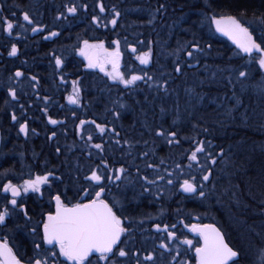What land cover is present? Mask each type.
Here are the masks:
<instances>
[{
  "label": "trees",
  "instance_id": "obj_1",
  "mask_svg": "<svg viewBox=\"0 0 264 264\" xmlns=\"http://www.w3.org/2000/svg\"><path fill=\"white\" fill-rule=\"evenodd\" d=\"M78 2L81 11L85 10L81 5H94L93 11H88L89 7H87L85 10L87 13L84 14L88 17L90 14L100 17L99 25L93 24L91 17L87 20L94 28L97 37L102 36L111 44L113 41H120L123 51L127 54L128 69L126 71L158 73L160 78V101L156 108H154L155 104L149 103L143 109L141 104L135 101L137 87L133 91L128 90L125 93L113 90L112 97H116L117 100L113 104H123L130 109L123 112L122 125L113 127L115 132L119 133L118 137L113 135L112 146L115 147L113 150L116 153L123 152L124 146L127 160L112 161L111 169L121 166L126 170L144 169L146 173L143 176L154 177V180L157 181L154 184L155 189L158 190V194H153L152 201L150 199V203L153 205L148 209L155 207L164 209L166 216L165 213L159 215L162 218L166 217L165 222L170 224V227L176 225L179 219L187 223L189 221L217 223L224 231L229 243L241 252L238 263L241 264L243 255L248 252L244 250V247L250 253H256L264 247V237L260 231L256 232L257 230L254 229V233L252 231L250 234H245L247 237V242H245L241 238L240 230L235 229L231 221H229L230 224H226L224 217L216 208L211 212L202 210L203 201L208 197L204 199L205 197H200L197 194L187 201L189 197L182 194L178 186L184 180L182 172L187 174L191 170L199 171L194 177L200 181L202 175L211 169L210 181L203 182L206 194L212 197H209L210 200L217 199L221 195L223 187L230 184L231 181L232 184L237 182L240 187L245 184L247 189L252 192L255 189L264 197V150L261 149L262 152H259L258 149L256 156L253 157L245 153L251 145L253 147L249 141L250 137L255 133H258L260 137L261 130H258L257 127L262 126L261 122L264 121V118H255L252 130L248 131L240 127L242 121L240 115H250L253 112L261 115L260 111L264 106L258 104L264 94L259 92L257 85L264 80V73L257 65H250L245 69L246 58L240 55L228 40L216 35L210 23L209 13L206 11L204 14L202 13L203 18H201L203 33L201 32L198 39L192 38L191 41H188L190 44L198 43L203 51L195 52L190 44L182 42L181 39L185 31L198 29V18L194 16V12L201 7V0H192L191 7L186 0H103L105 6L103 13L98 8L100 0H78ZM212 5L211 8L216 16L234 15L243 21L245 19L241 16L242 14L259 15L264 12V0H214ZM113 7L121 13L115 26L109 23L114 16ZM158 9L159 11H157ZM187 12L188 15H185ZM103 24L108 25L106 31H103ZM208 45H211V48ZM135 46H140L142 54L151 48V61L147 65L141 64L137 59L139 55L136 51H132L133 47L136 49ZM221 49H223L222 52ZM188 51H194L193 57L187 56ZM177 64L181 66L180 73L174 71ZM227 64L234 66L241 64L243 68L231 76L227 72ZM245 70L248 73L247 78L239 77L238 73ZM165 81H167L166 91ZM123 97L126 100L124 103ZM189 123H191L192 129H188ZM257 123L259 126L255 125ZM160 129H164L166 133L175 131L176 138L180 143L178 145L168 144L164 137L156 135ZM126 130L132 135L127 138V143H123V132L126 133ZM191 130L196 131L200 136L194 139L190 135ZM260 140H262L261 137ZM200 141L204 142L205 151L199 154V164L191 162V166H189L188 157ZM243 142L244 144H242ZM129 143L132 144L131 148H129ZM156 143L159 144L157 149L160 152V158L151 155V150ZM238 143L242 145H237ZM145 152L148 153L147 156L143 155ZM232 155H239L242 158L231 159ZM170 156H173L172 159L176 157L179 159L169 162ZM212 159L216 160L215 164L211 163ZM177 164L182 166V171L176 168ZM233 168L238 172L233 173ZM165 170L168 172L165 173ZM175 175L177 179L172 180V183H176L173 189L174 193L168 198L165 193L168 177L174 178ZM158 176H164L166 181L158 180ZM179 176L180 178H178ZM191 177L193 176L189 175L186 179H191ZM118 184H115L111 195L107 198V202L112 206H114L113 195L120 193L121 187ZM145 184L148 183L145 181ZM227 190L223 195L226 202L223 207L229 208L237 219L253 220L251 212L255 209L254 205L247 202L244 207L240 208V212H235L236 205L231 202L228 204L226 199V196L231 195L233 189ZM143 204L148 205V200L144 199L140 205ZM150 211L153 212V210ZM193 215L199 217L198 221L192 218ZM263 215L262 212H259L256 218L260 219ZM256 218L254 217V219ZM153 220L160 224L157 219ZM180 230L184 232V230ZM247 243L249 247L246 246ZM187 257L192 261V264H196L193 254H189Z\"/></svg>",
  "mask_w": 264,
  "mask_h": 264
},
{
  "label": "flooded vegetation",
  "instance_id": "obj_2",
  "mask_svg": "<svg viewBox=\"0 0 264 264\" xmlns=\"http://www.w3.org/2000/svg\"><path fill=\"white\" fill-rule=\"evenodd\" d=\"M0 4L3 5L0 15L14 21L19 19V22L25 25V30L16 28L12 35L0 26V206L7 204L12 198L11 193H4L2 190L3 184L9 180L20 185L26 179L44 175L49 171L56 177L51 180V185L42 187V194L31 191L22 193L17 198V206L14 209L9 205L12 215L4 225H0V241L8 243L17 258L21 260V264H30V258L35 255L33 241L40 242L41 231L38 229V235L33 236L31 228L44 218L43 214L55 211V201L51 197L59 192L64 203L69 206L77 202L86 203L89 199L95 198V194L91 193L99 190L98 187H93L95 181L86 179L97 169V165L100 166L101 173L113 175L111 171L113 135L115 137L119 135L117 136L111 129L122 125L123 112L130 109L123 104L113 105V102H117L116 97H112L113 90L125 93L137 87L135 101L140 103L143 109L149 103L155 104L154 108H156L160 101V78L158 73L126 71L127 54L121 44L119 70L126 78L130 74L145 75L146 81H137L135 85L126 88L107 75V72L112 71L111 68L101 71L99 67H87L88 60L79 51L83 47L84 40L90 43L103 41L108 51H113L116 46L107 42L102 36L97 37L91 24L89 27L81 22L80 16L85 15L87 11L79 9L78 0H0ZM72 4L78 8L75 15L68 14L65 10L66 6ZM23 11L29 12L33 20L44 30L32 32L31 28L35 25H28L23 21ZM61 12L66 19H57ZM12 13L16 14L15 17L11 15ZM102 28L106 31V27ZM52 31L58 32L59 35L45 39L44 37ZM12 44H16L19 49L16 56L8 54ZM135 47L136 53L142 55L140 46ZM54 56H59L64 61L61 67L55 65ZM17 70L22 71L24 75L16 78L14 73ZM32 76L37 77V80L32 81ZM61 76L64 77L63 81L60 79ZM147 77H152V80H147ZM72 81H78L80 88L78 104L71 103L68 99L73 92ZM9 88H15L16 99L10 96ZM44 97L48 99L45 100ZM124 102H126L125 97H123ZM117 112L120 113L119 117L115 115ZM13 113L17 117L15 121L12 120ZM49 117L60 123L55 125L49 123ZM81 120L105 124L109 131L100 134L94 124L87 123L81 132L79 128ZM25 122L29 128L27 135L19 130L20 124ZM53 132L56 133L55 136H52ZM89 134L93 137L91 141L87 140ZM95 144H102L103 150L96 149ZM103 161H107L108 169L103 167ZM75 169L78 170L72 172ZM137 172L126 170L119 181H104L105 192L102 199L108 200L117 183L124 191L128 190L131 187L128 183L133 179L129 174ZM85 191L88 193L87 196ZM151 195L152 193L148 194L150 197ZM185 196L189 197L187 201L193 197ZM143 200L144 197L140 201L135 200L139 205L136 211H140ZM130 202L129 200L128 204ZM25 209L27 217H31V220L24 215ZM125 211L123 209L122 216L117 213L124 221V226L129 229V232L122 236L120 247H124L130 254L127 258H118V264H135V258L131 255L135 251L140 252L141 264H152L143 260V256L149 253L155 254L156 264H169L175 253L173 251L169 254L160 245L168 243L170 248L175 249L181 239L187 236L198 237L200 243L196 246L184 245L182 247L188 248L184 251L179 246L181 256L178 259L184 258V261L189 262L187 256L193 254L197 264L194 249L202 242L199 235L191 233L190 226L199 222L187 223L179 219L175 229L179 231L182 229L184 232L178 233L179 239L173 241L163 230H156L155 225L158 224L156 220L138 219L132 225ZM42 247L50 246L42 245ZM92 259L95 264V256ZM60 261L64 262V258L60 257Z\"/></svg>",
  "mask_w": 264,
  "mask_h": 264
},
{
  "label": "snow or ice",
  "instance_id": "obj_3",
  "mask_svg": "<svg viewBox=\"0 0 264 264\" xmlns=\"http://www.w3.org/2000/svg\"><path fill=\"white\" fill-rule=\"evenodd\" d=\"M81 7L86 10L88 6L84 4L81 5ZM2 8L3 5L0 4V9ZM98 8L101 13L105 12L103 0H100ZM65 10L71 15H75L78 12V8L75 4L66 6ZM112 11L114 16L109 23L115 26L117 24V18L121 13L117 11L115 7H113ZM157 11H159V9ZM11 15L15 17L16 14L12 13ZM59 18L66 19L63 12L57 17V19ZM22 19L24 22H27L28 25H35L31 28L32 32L44 30L33 20L29 12L23 11ZM209 19L215 25L217 31L228 35L241 52L248 55L249 62L256 63L258 68L264 71V39L257 42L252 32L245 27L236 16L218 15L212 16ZM92 21L98 25L101 23L100 17L95 15L92 16ZM0 26H2L3 30L9 35H12L16 28L25 30V25L20 23L19 19L14 21L3 15H0ZM102 26L107 27L108 25L103 24ZM58 35V32L52 31L44 38L49 39ZM113 43L116 46L115 49L113 51H108L104 47L103 41L90 43L88 40H84L83 47H81L79 51L82 56L87 58V67H99L101 71H106L107 65L110 64L112 66V71L107 72V75L113 81L122 83L126 88L135 85L137 81H146L145 75L130 74L129 77H125L124 73L119 70L121 59L120 41L116 40L113 41ZM190 47L195 52L203 51L200 45L195 42L191 43ZM208 47L211 48V45H208ZM18 51L17 45L12 44L8 54L9 56H16ZM132 51L135 52L136 49L133 47ZM194 51H188L187 56L190 58L193 57ZM151 55V48H149L148 51L138 56L137 59L140 60L141 64L147 65L151 61ZM54 60L58 68L64 64V61L59 56H54ZM174 71L180 73L182 71L181 66L177 64ZM23 75L24 73L19 70L14 73L16 78H20ZM238 75L239 77L247 78L248 73L247 71H240ZM60 79L63 81L64 77L61 76ZM31 80L36 81L37 77L32 76ZM147 80H152V77H147ZM72 85L73 92L68 99L71 103L78 104L80 103V88L78 87V81H72ZM164 87L166 91L167 81L164 82ZM257 88L261 94H264V80L259 82ZM8 92L12 99L17 98L15 88H9ZM44 99L47 100L48 97H44ZM237 103H239V101H237ZM45 111L47 110L45 109ZM115 115L119 117L120 113L117 112ZM12 120H17L15 113L12 114ZM48 120L49 123L53 125L60 123V121L52 119L51 117H49ZM87 123L94 124L100 134L109 131L105 124H97L96 121L81 120L79 124L81 132H83L84 125ZM19 130L27 135L29 131L27 122L20 124ZM111 131L115 133L114 128L111 129ZM115 134L117 136L119 135V133ZM55 135L56 133L53 132L52 136ZM156 135L164 137L168 144L175 143L178 145L180 143L179 139L176 138L177 133L175 131H168L166 133L164 129H160L156 132ZM92 139V135L89 134L87 140L91 141ZM117 143H119L118 140ZM94 147L101 151L103 150L102 144H95ZM131 147L132 144L129 143V148ZM204 151V142H198L195 150L191 151L188 157L190 161L189 166H191V162L199 164V154ZM57 152H59V148H57ZM143 155L147 156L148 153L145 152ZM209 155L211 154L209 153ZM211 163L215 164L216 160L212 159ZM103 167L108 169L109 165L107 161H103ZM176 168L182 171V166L180 164H177ZM99 169L100 166L97 165V169L92 171L90 176L86 177L87 180L96 182V184L93 185L94 188H99L98 191H95V198L89 199L86 203L77 202L69 206L64 203L59 192L51 197V199L55 201V211H49L43 214L44 218L31 228L33 236L38 235V229L41 231L39 234L40 242L33 241L35 255L30 258V264H65V262H71V264H93V256H95V264H118V258L129 257L130 252L125 250L124 247H120L121 237L128 233L129 229L124 226V221L116 214L113 207L106 200L102 199V195L105 192L103 182H111L113 180L119 181L126 172V169L123 166L112 168L111 171L113 175L101 173ZM211 176V169H208L207 173L202 175L200 181H197L194 176L191 177V179H184L180 184V188L185 193H198L200 197H206L207 194L203 182L210 181ZM53 178H56L55 174L49 171L44 175H36L34 178L26 179L20 185L12 183L11 180L3 184V192L11 193L12 198L7 204L0 206V225H4L6 220L12 215L9 205L14 209L17 206V198L20 197L22 193H28L30 191L41 193L42 187L44 185H51V180ZM143 179L148 184H156L157 182L156 180H149L147 176L143 177ZM157 179L164 180V176H158ZM172 182V180L167 181L168 184H172ZM87 194V191H85L86 196ZM24 215L27 217L26 209L24 210ZM27 218L31 220V217ZM171 227L174 229L176 226L172 225ZM185 227L189 226L185 225ZM190 227L191 231L197 233L203 240L202 245L195 248L197 264H230V262L231 264H238L241 252L230 247L229 244L225 242L224 234L219 228L215 225L197 224H192ZM155 228L157 231H160L161 225L156 224ZM163 231L167 232V236L170 240L175 241L179 239L176 231H169V226L167 224L163 226ZM180 244L192 246L193 241L184 239L180 241ZM42 245L50 247H42ZM160 247L167 250L169 254L174 251L175 254L172 255L169 264H189L188 261L178 259L181 256L179 244H177L175 249L170 248L168 243H162ZM131 255L135 258V264H141L139 251L132 252ZM60 257L64 258V262L60 261ZM143 260L156 264V256L154 253L144 255ZM0 264H21V260L17 258L6 241H0ZM255 264H264V247L260 249Z\"/></svg>",
  "mask_w": 264,
  "mask_h": 264
},
{
  "label": "rangeland",
  "instance_id": "obj_4",
  "mask_svg": "<svg viewBox=\"0 0 264 264\" xmlns=\"http://www.w3.org/2000/svg\"><path fill=\"white\" fill-rule=\"evenodd\" d=\"M239 20L241 21V23L245 27H247L254 34V36H255V38H256V40L258 42H260L262 39H264V31H262V32H260V33L257 34V33H255L252 30V28H254V25L253 24H255V23H253V22H250V23L248 22L247 23L246 20L243 21L240 18H239ZM238 52H239L240 55H242V52L240 50H238ZM245 58H246L245 63H244V66H246L245 69L247 68V66L249 67L250 65H257L254 62H249V57H245ZM106 68H109V69L111 68L112 69V66L109 64V65H107ZM260 99H261V102L259 101V104L258 105L264 106V96L261 97ZM260 113H261V115H257V114H255L253 112L252 114H250V116H253L254 118H260V119L262 118L263 119L264 118V108H263V110L260 111ZM240 117L242 119V115H240ZM261 123H262V126H259L258 123L255 124V125L259 126V127H257L258 130H261L260 131L261 132L260 133V137H261L262 140H260V143H259L258 147L257 146H254V145L252 147V145H251L248 149L254 150V147H255L256 149L258 148V149H263L264 150V132H263L264 131V121L261 122ZM76 170H78V169L72 170V172H75ZM232 171H234L233 173H237L238 172L237 170H235V168H233ZM198 172L199 171H195V170H191L187 174H185V173L182 172V176H183L182 179H186V177H188L189 175L196 176L198 174ZM143 177L144 176H141V177L135 176L133 178L132 185L134 187H133V189L131 191H129V192L125 191L124 192L123 191V188L121 187L120 193L118 195H113V197H114V200H113L114 208H115L116 212H119L121 214V216L123 215V209L126 210V207L128 205V201L129 200L131 202H134L135 200H139L140 201V200H142L143 196H148V194L152 193V195L150 197L151 198V201H152L153 196L155 194H158V190H156L155 188L154 189L149 188V187L144 188L145 180L143 179ZM176 177H177L176 175H175L174 178L173 177H168V180H174V179L176 180L177 179ZM150 178H152V177H150ZM178 178H180V176ZM196 179H198V178H196ZM164 181H166L165 178H164ZM89 183L91 184V182H89ZM231 184H232V181H231L230 184H227L226 186L223 185L225 187H223L222 192L220 193L221 195H219L218 198L215 199L214 201L210 200V198H212V197L207 194L206 197H208V198L210 197V198L209 199L207 198V200H204L203 201V204H202L203 209L202 210H204V212L205 211L211 212V211L214 210V208H216L218 211H220V213L224 217L223 219H225L226 224L229 223V221H231L232 226H234L235 229H239L240 230L241 238L243 240H245V242H247V237L245 236V234L246 235L247 234H250V232H252V231L254 233V229L257 230L256 232H259L260 231V234L264 237V225H262V227H258L259 226L258 225V222H260V220L254 219V217L256 218V216L259 215V212L260 213L262 212V214H264V197H263V195L262 194H259L255 189H254L253 192L250 191L249 189H247V187H246L245 184H243V187H240V185L237 182L236 183H233L232 185ZM168 185L169 184L167 183V186L165 187V193H167V194L170 193L174 189V187L176 186V183H172L169 186ZM230 188L233 189V190H232L230 196H226L227 203L229 204V202H231L234 205H236V211L235 212H240L241 211L240 208L241 207H244L247 202L253 204L254 205V208L256 209V210L253 209L252 212H251V214H252V217L251 218H253V220L252 219L248 220L246 218H243V219H239L238 218L237 219L235 217V215H233V213L229 210V208H226L225 209L223 207V205H226L225 204L226 202L223 199V195H225L226 192L228 191L227 189H230ZM91 194L94 195L95 194V191H93ZM206 197L204 199H206ZM150 207H151L150 204L141 206L140 207V211H136L135 212V215L140 216V217H143V218L152 217V219H157L158 222L161 225V230H163L162 225H164V223L167 224L170 227V224H168L167 222H165V219H166V217H165L166 216V211L164 209H162V208H156V207L154 209H148ZM150 210H153V212L150 211ZM160 213H165V216H163V218L160 217V215H159ZM154 214H156V215L154 216ZM192 218L194 220H198L199 219V217L197 215H193ZM247 223H248V225H245ZM169 231H176L177 234L181 232V231H179L178 229H175V228L174 229L169 228ZM164 233H165V231H164ZM189 238H191L190 240L193 241V245L194 246H196L198 243H200V239H198V237H196V236H192V237H188L187 236V238H185V239H189ZM182 240H184V239H181V241ZM179 246H181V249L183 251L185 249H188L186 247H182V246H184V244H179ZM246 246L249 247L248 246V243L246 244ZM244 250H246L245 247H244ZM246 254L247 255L248 254L251 255L252 253L246 252ZM189 264H192V261H189Z\"/></svg>",
  "mask_w": 264,
  "mask_h": 264
},
{
  "label": "bare ground",
  "instance_id": "obj_5",
  "mask_svg": "<svg viewBox=\"0 0 264 264\" xmlns=\"http://www.w3.org/2000/svg\"><path fill=\"white\" fill-rule=\"evenodd\" d=\"M186 1H188V5H190L191 3H192V0H186ZM212 1H214V0H201V7L200 8H197L196 10H195V12H194V16L195 17H197L198 18V23H197V26H198V29H190L189 31H185L184 32V34H183V36H182V42L183 43H187V44H190V42H188V41H191L192 40V38H199L200 37V35H201V32L203 31V27L201 26L202 25V19L201 18H203L202 17V13L204 14L205 13V11L206 12H208L209 13V16H216L215 15V12L212 10L213 8H211V7H213V5H212ZM196 3V2H195ZM192 5V4H191ZM191 5H190V7H191ZM89 9H88V11H93L94 9V5L93 4H90L89 6ZM195 7V6H194ZM211 8V9H210ZM95 14H90L89 15V17H92V16H94ZM185 15H188V12H187V14H185ZM245 20H246V22L248 23H250V22H253V23H255V24H253L254 25V28H252V30L255 32V33H260V32H262V31H264V12H262L261 14H259V15H255V14H252V15H247V14H242L241 15ZM88 16H85V15H83V16H80V20H81V22L84 24V25H86V26H89L90 27V24L88 23V18H89ZM84 21V22H83ZM188 24H189V22H188ZM262 24V25H261ZM125 28H127L126 26H125ZM203 33V32H202ZM221 52L223 51V49H221L220 50ZM227 57H229V54H227ZM243 68V66H241V64L239 65V66H234V65H232V64H227V72L231 75V76H234L235 75V72L237 71V70H240V69H242ZM166 75H169V74H166ZM119 102V101H118ZM113 105H115V104H113ZM131 116H133V115H131ZM242 116H244V118H242V121H241V123H240V127L241 128H244V129H246V130H252V127H253V125H254V117L253 116H250V115H242ZM142 125V124H141ZM146 126H149V124H146ZM185 127H186V125H185ZM186 129H187V127H186ZM188 129H192V125H191V123H189V127H188ZM129 135H132V133H129L127 130H126V133H124V135H123V138H122V142L123 143H127L126 141H127V138H129ZM190 135L191 136H193V138L195 139V138H197V137H199L200 135H198L197 134V132L196 131H193V130H191L190 131ZM249 141L254 145V146H257L258 147V145H259V143H260V137H259V135H258V133H255L254 135H252L251 137H250V139H249ZM242 144H244V142L242 143ZM242 144H238V145H242ZM123 145H125V144H123ZM158 143H156L154 146H153V148H152V150H151V155H153L154 157H156V158H160V152L158 151V149H157V147H158ZM113 147H114V145L112 146V160H111V166H112V161H116V160H120V159H123V161L124 160H127L126 158H127V156H126V151H125V149H124V146H123V152H119V153H116L114 150H113ZM115 148V147H114ZM238 149H239V147H238ZM254 149L255 150H252V149H249V150H247V151H245V153H247V155H250V156H256V153L259 151H261L262 152V150L261 149H259L258 150V148L256 149L255 147H254ZM258 150V151H257ZM240 152V151H239ZM242 154V153H241ZM123 157H125V158H123ZM162 157H165V156H162ZM171 157V159H169V162H172L173 160H177V159H179L178 157H176L175 159H172L173 158V156H170ZM235 159L236 158V160H237V158H242V157H240L239 155H232L231 156V159ZM86 168V167H85ZM168 172V170L167 171H165V173H167ZM146 173V171L144 170V169H142V168H140L139 169V171L137 172V173H135V174H129V176H131L132 178H134L135 176H137L138 177V175L140 176V175H143V174H145ZM164 176H166L165 174H163ZM149 179H151V180H154V178L152 179V178H149ZM132 181H133V179H132ZM132 181H130L129 183H128V185H130L131 187H129V189L128 190H126L127 192H129V191H131L132 189H133V185H132ZM146 187H150V188H152V189H154L155 188V185L154 184H144V188H146ZM124 191V190H123ZM125 192V191H124ZM173 193H174V190H172L170 193H168L167 194V196H168V198H170L172 195H173ZM144 197V199H147L148 200V204H150L151 206L153 205V204H151L150 203V196H143ZM138 206L139 205H137L136 204V202L134 201V202H130L128 205H127V207H126V211H125V214L129 217V219L131 220V222H132V225H134L135 224V222L139 219V220H143L144 219V221H148V220H153L152 219V217H148V218H143V217H140V216H137V215H135L134 214V212H136V210L138 209ZM261 215V214H260ZM257 219V218H256ZM259 219V218H258ZM260 222H258V227H262V225H264V215H263V217L261 218L260 217ZM141 232V231H140ZM246 250L249 252V250L246 248ZM259 251H260V249L256 252V253H252L251 255L250 254H244L243 255V258H242V263L241 264H255V261L257 260V258H258V253H259ZM250 253V252H249Z\"/></svg>",
  "mask_w": 264,
  "mask_h": 264
},
{
  "label": "water",
  "instance_id": "obj_6",
  "mask_svg": "<svg viewBox=\"0 0 264 264\" xmlns=\"http://www.w3.org/2000/svg\"><path fill=\"white\" fill-rule=\"evenodd\" d=\"M215 26V25H214ZM215 29H216V27H215ZM217 31V30H216ZM217 33L219 34V35H221V36H224V37H226V38H228L229 40H231L232 42H233V44L234 45H236L235 43H234V41L228 36V35H226V34H224V33H222V32H219V31H217ZM237 46V45H236ZM264 72V71H263ZM179 190H180V192H182L183 194H185V195H194L193 193H185L180 187H179ZM196 194V193H195ZM197 225H215L217 228H219L220 230H221V232L224 234V232H223V230L216 224V223H214V222H206V223H196ZM190 231H191V228H190ZM191 233H193V234H197V233H195V232H193V231H191ZM121 239H122V237H121ZM202 239V238H201ZM224 239H225V242L226 243H228L229 244V246L230 247H233L230 243H229V241L227 240V238H226V236H225V234H224ZM202 243H203V240H202ZM202 245V244H201ZM200 245V246H201ZM200 246H198V247H200ZM234 248V247H233ZM235 249V248H234ZM235 250H237V249H235ZM194 255H195V257H196V254H195V249H194ZM230 264H231V262H230Z\"/></svg>",
  "mask_w": 264,
  "mask_h": 264
}]
</instances>
